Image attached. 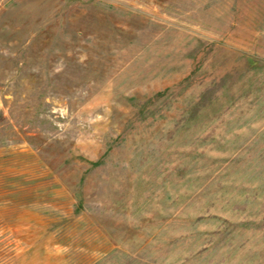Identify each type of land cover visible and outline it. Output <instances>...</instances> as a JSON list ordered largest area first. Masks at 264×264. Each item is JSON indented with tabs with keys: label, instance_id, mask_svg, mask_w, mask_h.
<instances>
[{
	"label": "rangeland",
	"instance_id": "rangeland-1",
	"mask_svg": "<svg viewBox=\"0 0 264 264\" xmlns=\"http://www.w3.org/2000/svg\"><path fill=\"white\" fill-rule=\"evenodd\" d=\"M0 264H264V0H0Z\"/></svg>",
	"mask_w": 264,
	"mask_h": 264
}]
</instances>
